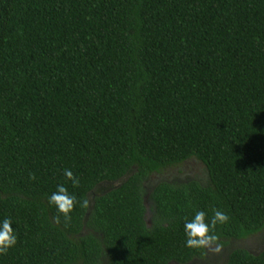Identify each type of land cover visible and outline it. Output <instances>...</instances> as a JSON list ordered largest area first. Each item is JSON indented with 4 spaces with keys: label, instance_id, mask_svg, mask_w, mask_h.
I'll list each match as a JSON object with an SVG mask.
<instances>
[{
    "label": "trees",
    "instance_id": "obj_1",
    "mask_svg": "<svg viewBox=\"0 0 264 264\" xmlns=\"http://www.w3.org/2000/svg\"><path fill=\"white\" fill-rule=\"evenodd\" d=\"M190 158L207 185L148 189ZM214 210L224 244L264 230V0H0V220L17 234L0 264H188L205 248L184 220Z\"/></svg>",
    "mask_w": 264,
    "mask_h": 264
},
{
    "label": "clouds",
    "instance_id": "obj_2",
    "mask_svg": "<svg viewBox=\"0 0 264 264\" xmlns=\"http://www.w3.org/2000/svg\"><path fill=\"white\" fill-rule=\"evenodd\" d=\"M64 175L72 181L73 187L79 184L78 177H75L71 170L65 169ZM48 201L50 205H55L57 211L67 219L76 202V196L70 193L64 185L58 184L56 190L48 197ZM228 220L227 213L220 210H214L211 220L206 219L204 211H196L191 219L185 218L184 220L185 247L206 248L212 254H219L222 245L218 243L219 237L213 229L217 225L225 224ZM12 223L10 217L0 220V254L5 253L17 243V234Z\"/></svg>",
    "mask_w": 264,
    "mask_h": 264
},
{
    "label": "rangeland",
    "instance_id": "obj_3",
    "mask_svg": "<svg viewBox=\"0 0 264 264\" xmlns=\"http://www.w3.org/2000/svg\"><path fill=\"white\" fill-rule=\"evenodd\" d=\"M161 180H196L201 184L207 185L209 183V176L206 167L201 161L195 158H190L181 164L168 167L160 174H153L148 184ZM229 242V244H224L221 241H218V243L222 245V250L219 254H212L205 248V255L203 257L196 258L188 264H218L220 261L226 258V255H228L229 251L235 248H244L252 253H257L262 248H264V230L243 239L230 240Z\"/></svg>",
    "mask_w": 264,
    "mask_h": 264
},
{
    "label": "water",
    "instance_id": "obj_4",
    "mask_svg": "<svg viewBox=\"0 0 264 264\" xmlns=\"http://www.w3.org/2000/svg\"><path fill=\"white\" fill-rule=\"evenodd\" d=\"M127 178V176H125V178L123 179V180H125ZM123 180H121V181H117V182H113V183H106V184H104L103 186H105V187H108V189L109 188H112V187H114V186H117L119 183H122V181ZM100 185L99 186H97V187H95L91 192H90V197H92V196H94V195H99V194H102V190L100 189ZM91 201V200H90Z\"/></svg>",
    "mask_w": 264,
    "mask_h": 264
},
{
    "label": "flooded vegetation",
    "instance_id": "obj_5",
    "mask_svg": "<svg viewBox=\"0 0 264 264\" xmlns=\"http://www.w3.org/2000/svg\"><path fill=\"white\" fill-rule=\"evenodd\" d=\"M185 162V161H184ZM183 163V162H182ZM175 166V165H174ZM167 169V168H166ZM187 181H189V180H187ZM175 182H181V181H175ZM155 183H157V182H153V183H150V184H147V187H148V189H151L152 188V186L155 184ZM230 243V242H229ZM228 243V244H229ZM226 258H227V255H226ZM226 258H224L222 261H220L218 264H225V261H226Z\"/></svg>",
    "mask_w": 264,
    "mask_h": 264
}]
</instances>
